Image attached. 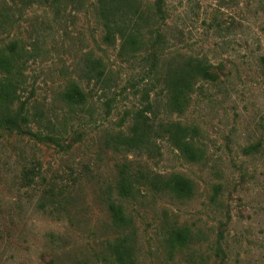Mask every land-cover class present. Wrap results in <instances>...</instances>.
<instances>
[{"label":"rangeland","instance_id":"374dc122","mask_svg":"<svg viewBox=\"0 0 264 264\" xmlns=\"http://www.w3.org/2000/svg\"><path fill=\"white\" fill-rule=\"evenodd\" d=\"M154 1L111 2L117 25L138 30L131 51L118 33L106 40L100 0H0V58L12 60L0 80L11 78L12 113L26 118L19 132L0 129V264H116L117 240L132 264H264V0H163L160 14ZM190 58L216 81L197 80L171 112L163 77ZM72 84L82 104L63 100ZM138 113L158 135L127 151ZM169 124L194 130L198 162L168 141ZM122 164L143 179L126 199ZM173 175L192 183L190 197L150 185ZM109 202L128 226L112 224ZM177 228L189 234L181 247L169 242Z\"/></svg>","mask_w":264,"mask_h":264},{"label":"trees","instance_id":"16d2710c","mask_svg":"<svg viewBox=\"0 0 264 264\" xmlns=\"http://www.w3.org/2000/svg\"><path fill=\"white\" fill-rule=\"evenodd\" d=\"M112 0H100L101 13L105 16L107 23L106 40H111L113 33H118L122 46L131 51H135L139 44L136 26L134 25V31L127 32L125 28H120L117 25L116 9L111 6ZM163 0H155L156 11L161 13V5ZM123 14L118 17L119 20H123ZM133 15H135L133 13ZM112 18V19H111ZM126 18V17H125ZM95 65H98L97 62ZM12 67V60L6 57L0 58V69L4 73L9 74ZM98 67V66H97ZM101 75V72H98ZM148 74L150 79L153 80L157 77V67L153 64ZM216 74L211 71V66L197 59H187L180 65L171 67L164 75L163 82L165 85V92L167 95V106L171 112L182 113L185 108L189 95L193 91L194 83L197 80L214 82L216 81ZM143 97L146 101V106L149 109V94L147 90L143 92ZM62 98L68 104H82L85 100L83 93L77 85H70L69 88L63 93ZM16 100L15 84L12 83L11 78L6 76L0 80V129L4 131H20L26 118L20 112L12 113V105ZM146 109V111H149ZM159 130L154 129V125L147 121V119L141 113L136 114L134 119V125L132 128V135L130 137L120 139L121 144L127 149V151L146 150L149 146L152 135H158ZM167 134V139L172 145L180 152L181 156L190 162H198L201 158L199 149H197L191 136L188 137V133L193 129H188L179 124H169L163 126L162 130ZM130 167L127 164H122L118 168V178L115 185L116 194L119 198L126 199L132 197L137 191L140 184H142V175L140 172L131 175ZM31 172H24V180L29 181ZM138 177V178H137ZM143 180V179H142ZM150 185L153 188L158 189L161 187L169 194L173 195L177 199H184L191 196L193 192L192 183L179 175L170 176L164 180H156L151 182ZM108 211L112 220V224L117 228H125L129 225L130 219L126 217L124 209L121 205L115 202L108 203ZM188 230L185 228H177L170 232L169 242L173 247H181L188 241ZM111 253L113 261L116 264H132V248L126 242V240H117L113 246H111Z\"/></svg>","mask_w":264,"mask_h":264}]
</instances>
